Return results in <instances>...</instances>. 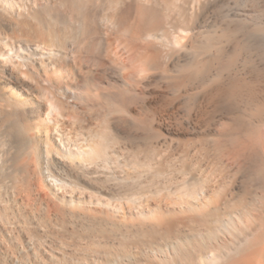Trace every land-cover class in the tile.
Here are the masks:
<instances>
[{
	"label": "bare ground",
	"instance_id": "1",
	"mask_svg": "<svg viewBox=\"0 0 264 264\" xmlns=\"http://www.w3.org/2000/svg\"><path fill=\"white\" fill-rule=\"evenodd\" d=\"M0 264H264V0H0Z\"/></svg>",
	"mask_w": 264,
	"mask_h": 264
}]
</instances>
